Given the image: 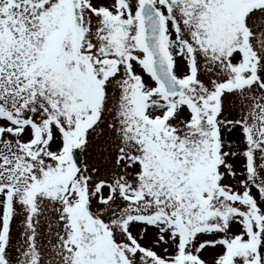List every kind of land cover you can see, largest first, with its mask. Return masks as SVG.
<instances>
[{"label": "snow or ice", "instance_id": "snow-or-ice-1", "mask_svg": "<svg viewBox=\"0 0 264 264\" xmlns=\"http://www.w3.org/2000/svg\"><path fill=\"white\" fill-rule=\"evenodd\" d=\"M0 264H264V0H0Z\"/></svg>", "mask_w": 264, "mask_h": 264}]
</instances>
